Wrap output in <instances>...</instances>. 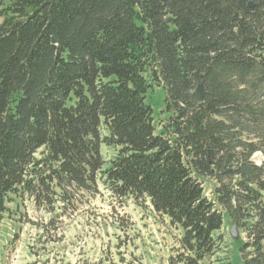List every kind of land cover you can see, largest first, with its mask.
<instances>
[{"label":"trees","instance_id":"obj_1","mask_svg":"<svg viewBox=\"0 0 264 264\" xmlns=\"http://www.w3.org/2000/svg\"><path fill=\"white\" fill-rule=\"evenodd\" d=\"M257 152L264 0H0V226L23 196L59 214L103 186L169 216L181 264H207L226 219L244 264H264Z\"/></svg>","mask_w":264,"mask_h":264},{"label":"rangeland","instance_id":"obj_2","mask_svg":"<svg viewBox=\"0 0 264 264\" xmlns=\"http://www.w3.org/2000/svg\"><path fill=\"white\" fill-rule=\"evenodd\" d=\"M165 97L158 87L149 96L154 115L162 114ZM155 122L159 131L164 120L156 117ZM102 152L108 161L117 149L103 145ZM252 160L262 164L264 153H255ZM215 185L211 178L203 182L211 201ZM18 201L21 213L6 216L0 226V264H181L180 259L189 255L182 247L183 230L155 211L146 198L119 197L100 186L93 196L81 193L59 214L54 211L61 203L52 210L28 196ZM9 206L15 208V203ZM232 226L226 219L218 232L217 252L207 264H244L240 247L246 234L236 225L243 239H234Z\"/></svg>","mask_w":264,"mask_h":264},{"label":"water","instance_id":"obj_3","mask_svg":"<svg viewBox=\"0 0 264 264\" xmlns=\"http://www.w3.org/2000/svg\"><path fill=\"white\" fill-rule=\"evenodd\" d=\"M249 5L252 6V3H250ZM198 91H199L200 96L203 97L204 96V86H203V84L199 85ZM231 235L234 238H236V239L239 237L238 227L236 225L232 226Z\"/></svg>","mask_w":264,"mask_h":264}]
</instances>
